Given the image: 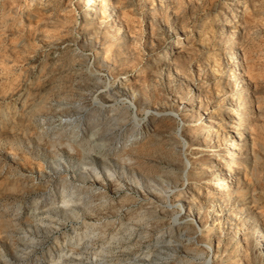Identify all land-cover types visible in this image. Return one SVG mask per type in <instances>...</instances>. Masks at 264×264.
Returning a JSON list of instances; mask_svg holds the SVG:
<instances>
[{"label":"rangeland","instance_id":"374dc122","mask_svg":"<svg viewBox=\"0 0 264 264\" xmlns=\"http://www.w3.org/2000/svg\"><path fill=\"white\" fill-rule=\"evenodd\" d=\"M93 5L0 0V264H264V0Z\"/></svg>","mask_w":264,"mask_h":264},{"label":"bare ground","instance_id":"6f19581e","mask_svg":"<svg viewBox=\"0 0 264 264\" xmlns=\"http://www.w3.org/2000/svg\"><path fill=\"white\" fill-rule=\"evenodd\" d=\"M111 2V1H110ZM95 3H97V4H99L100 6H102V11H103V13H105L106 14V12L108 11L107 10V6H109L108 5V0H86V4L89 6V9H94L95 8V5H93V4H95ZM110 12V11H109ZM110 15H112V14H110ZM106 16H108V15H106ZM111 19H115V16L113 15L112 17H111ZM231 33L232 34H234L235 33V30H231ZM235 35V34H234ZM170 51L171 52H176L177 50H179L180 48H179V46H177V47H174V46H171L170 47ZM240 53H241V51H240ZM240 53H239V48L237 47V46H233L232 47V49H231V51H230V53H229V63H227L228 64V73H227V75H229V79H232L231 81H232V86H233V90H234V93H235V96H236V98H237V100L239 101V103L240 104H242V105H245V106H247L248 105V103H250V105H252L253 104V101H252V98H251V95L247 92V88H246V81L248 82V75H247V73H246V70L244 69V67H243V64H242V59H241V56H240ZM234 97V96H233ZM232 99V98H231ZM226 100V99H225ZM233 100V99H232ZM229 104V103H228ZM112 105V104H111ZM235 105L233 104V102L230 100V108L231 109H233V110H235V107H234ZM113 109V108H112ZM252 109V108H251ZM114 110H115V108H114ZM247 115V114H246ZM197 121L198 122H201L202 123V125H200L199 123V127H200V129L202 130V132L205 134V140H210L209 141V143H215L216 142V140L214 139L213 140V138L214 137H212L213 135H215L214 133L217 131L216 130V128H215V126H216V122L211 118V117H213L212 116V114H211V116H209V118H204L203 116H202V114L199 112L198 114H197ZM206 117V116H205ZM74 120V119H73ZM232 120H234V118H231L230 117V114H229V116L227 115L225 118H224V120H223V123H227V126H230V122L232 121ZM244 121H246V119L244 120ZM229 129V128H228ZM138 130V129H137ZM200 130V131H201ZM230 132V135H229V142H228V144H227V147L225 148V146L223 147V148H225V150L227 151V155H230V154H232V153H236L237 152V150L240 148V145H241V143H240V137H241V132H240V129L237 127V126H235V125H233V126H231V130H229ZM134 133V132H133ZM216 134H218V133H216ZM227 134V133H226ZM228 135V134H227ZM225 137V136H224ZM216 138V137H215ZM227 139H228V137H227ZM213 140V141H212ZM226 143V142H225ZM215 146H217V145H215ZM223 151V150H222ZM239 151V150H238ZM221 152V151H220ZM218 153V152H217ZM220 154V153H219ZM222 159V158H221ZM221 161V160H220ZM213 169V168H212ZM216 170V171H215ZM215 170H213V171H215V174H217V176L219 177V179L220 178H222V182H223V184L222 185H220L219 187H220V191H223L224 192V196L225 197H228V194L227 193H225V190L226 189H230V187L231 186H233L234 184H235V181H234V176H233V172L230 170V171H227V170H224V168L221 166H219V168L218 169H216L215 168ZM213 174V173H212ZM215 179V178H214ZM218 179V180H219ZM236 179V178H235ZM218 180H217V182H218ZM233 187H235V186H233ZM215 188V187H214ZM217 188V187H216ZM223 188V189H222ZM103 189V188H102ZM216 190V189H215ZM216 192V191H215ZM102 193H104L103 191H102ZM97 194V193H96ZM101 194V193H100ZM100 194H98L99 196H100ZM102 195V194H101ZM149 195V194H148ZM230 196H232L231 195V193L229 194ZM106 196V195H105ZM104 196V197H105ZM145 196V195H144ZM151 196V195H150ZM211 196V195H210ZM94 198H96V197H94ZM101 198H102V196H101ZM143 198V197H142ZM211 198H212V196H211ZM210 198V199H211ZM214 198V197H213ZM224 198V197H223ZM229 198H231V197H229ZM207 199H209L208 197H207ZM215 199V198H214ZM234 199V198H233ZM154 200V199H153ZM63 201V200H62ZM126 201V200H125ZM209 201L210 200H208V203H209ZM213 203L215 202V201H212ZM225 202V201H224ZM223 202V203H224ZM68 203V202H67ZM159 203V202H158ZM161 203V202H160ZM160 203H159V205H160ZM207 203V202H206ZM221 203V202H220ZM230 203V202H229ZM228 203V204H229ZM155 204H157V203H155ZM180 204V203H179ZM182 204V203H181ZM70 205V204H69ZM151 205V204H150ZM161 205H164V204H162L161 203ZM183 205V204H182ZM202 205H203V203H202ZM209 205V204H208ZM223 205V204H222ZM153 206V205H152ZM156 206V205H155ZM155 206H153V207H155ZM158 206V205H157ZM181 206V205H180ZM179 206V207H180ZM201 206V205H200ZM211 206H212V204H211ZM192 206H190V208H191ZM94 208V207H93ZM122 208V207H121ZM143 209H144V207H142ZM148 208V207H147ZM150 208H151V206H150ZM162 208V207H161ZM187 208V207H186ZM146 209V208H145ZM171 209V208H170ZM181 209V208H180ZM201 209V208H200ZM215 209V208H214ZM221 209V208H220ZM224 209V208H223ZM68 210H69V208H68ZM138 210H140V208L138 209ZM142 210V209H141ZM149 210V209H148ZM156 210H157V208H156ZM190 210V209H189ZM192 210V209H191ZM218 210V209H217ZM150 211V210H149ZM149 211H147V214H148V212ZM164 211V210H163ZM162 211V212H163ZM188 211V210H187ZM89 212H91V211H89ZM102 212H104V211H102ZM120 212V211H119ZM136 212V211H135ZM141 212V211H140ZM146 212V211H145ZM159 212V211H158ZM75 213V212H74ZM132 213V212H131ZM182 213V212H181ZM180 213V214H181ZM186 213V212H185ZM209 213V212H208ZM211 213V212H210ZM238 213V212H237ZM75 214H77V211H76V213ZM98 214V213H97ZM138 214V213H137ZM150 214H152V213H150ZM154 214H156L155 212H154ZM158 214V213H157ZM67 215V214H66ZM70 215H72V214H70ZM79 215V214H78ZM103 215V214H102ZM106 215V213H104V215L103 216H105ZM127 215H130V214H126V217H127ZM133 215V214H132ZM135 215V214H134ZM141 215V214H140ZM164 215V214H163ZM162 215V216H163ZM232 215V214H231ZM68 216V215H67ZM75 216V215H74ZM101 216V215H100ZM137 216V215H136ZM144 216V214H142V217ZM146 216V215H145ZM155 216V215H154ZM180 216V215H179ZM186 216H188V215H186ZM70 217V216H69ZM77 217V216H76ZM93 217V216H92ZM102 217V216H101ZM125 217V218H126ZM141 217V219H143ZM151 219H152V217L151 216H149ZM149 217L147 216V219H149ZM160 217V216H159ZM229 217V216H228ZM233 217V216H232ZM78 218H79V216H78ZM96 218V217H95ZM94 218V219H95ZM133 218V217H132ZM134 218H135V216H134ZM139 218H140V216H139ZM138 218V219H139ZM146 218V217H145ZM99 219V218H98ZM97 219V220H98ZM146 219V220H147ZM130 220V219H129ZM128 220V221H129ZM134 220H136V219H133V221ZM80 221V220H79ZM95 222V221H94ZM126 222V221H125ZM138 222H140V221H138ZM138 222H136V223H138ZM243 222V221H242ZM244 222H246V221H244ZM100 223V222H99ZM130 224H132V223H130ZM134 224V223H133ZM140 224V223H139ZM168 224V223H167ZM120 225V224H119ZM122 225L124 226L125 224L124 223H122ZM150 225V224H149ZM160 225V227H161V225L162 224H159ZM164 225H165V222H164ZM204 225V224H203ZM259 225V224H258ZM135 226V225H134ZM134 226H132V227H134ZM137 226V225H136ZM151 226H152V224H151ZM148 227V226H147ZM152 227H154V225L152 226ZM121 228V227H120ZM159 228V227H158ZM157 228V229H158ZM162 228H163V226H162ZM254 228V227H253ZM253 228L251 229V230H253ZM105 229H107V228H105ZM149 229V228H148ZM153 229V228H152ZM256 230H254V233L252 234V236H254V238H255V242H256V245H257V248H258V250L259 251H257V252H259L260 253V255H264V231L262 230V228L261 227H258V226H256V228H255ZM100 230V229H99ZM98 230V231H99ZM141 230V229H140ZM101 231V230H100ZM103 231H104V228H103ZM103 231H101V232H103ZM147 231V230H146ZM162 231H163V229H162ZM251 232V231H250ZM100 233V232H99ZM179 234V233H178ZM97 235V234H96ZM99 235V234H98ZM101 236V235H100ZM179 236V235H178ZM177 236V237H178ZM209 236V235H208ZM103 237H105V236H103ZM128 237V236H127ZM210 237V236H209ZM250 237V236H249ZM102 238V237H101ZM233 238V237H232ZM253 238V237H252ZM172 239V238H171ZM234 239V238H233ZM248 240H249V238H247ZM251 239V238H250ZM138 240V239H137ZM199 240V239H198ZM197 240V241H198ZM134 241V240H133ZM170 241V240H169ZM175 241V240H174ZM201 242L203 241V240H200ZM235 241H236V243H237V246L238 247H244L245 246V243H244V238H242V236H241V234L237 231L236 232V234H235ZM247 241V240H246ZM245 241V242H246ZM251 241V240H250ZM173 242V241H172ZM177 242V241H176ZM209 242H210V240H209ZM208 242V243H209ZM248 242V241H247ZM166 243V242H165ZM169 243V242H168ZM197 243H199V242H197ZM196 243V244H197ZM249 243V242H248ZM247 243V244H248ZM138 244V243H137ZM136 244V245H137ZM175 244V243H174ZM174 244H172V245H174ZM185 244V243H184ZM164 245V244H163ZM177 245V244H176ZM181 244L179 243V246H180ZM190 245V244H189ZM203 245V244H202ZM175 246V245H174ZM210 246V245H209ZM163 247V246H162ZM170 247H173V246H170ZM181 247V246H180ZM179 247V249L181 250V248L183 247V245H182V247L180 248ZM188 247L189 246H187V249H188ZM201 247V246H200ZM175 248V251L178 249H176V247H174ZM174 248H172V249H174ZM184 248H186V246L184 247ZM190 248V247H189ZM196 248H198L197 246H196ZM156 249V248H155ZM171 249V248H170ZM183 249V248H182ZM191 249V248H190ZM193 249V248H192ZM185 250V249H184ZM179 251V250H178ZM183 251V250H182ZM179 253V252H178ZM177 253H175V255H176ZM239 262H241V264H242V260H240Z\"/></svg>","mask_w":264,"mask_h":264}]
</instances>
